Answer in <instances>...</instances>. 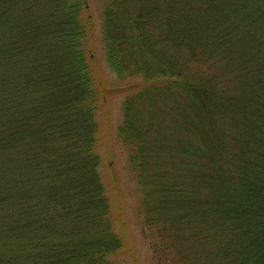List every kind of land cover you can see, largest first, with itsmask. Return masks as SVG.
Returning a JSON list of instances; mask_svg holds the SVG:
<instances>
[{
	"label": "trees",
	"instance_id": "trees-1",
	"mask_svg": "<svg viewBox=\"0 0 264 264\" xmlns=\"http://www.w3.org/2000/svg\"><path fill=\"white\" fill-rule=\"evenodd\" d=\"M100 29L154 264H264V0H101ZM93 42L88 0H0V264L130 257Z\"/></svg>",
	"mask_w": 264,
	"mask_h": 264
},
{
	"label": "rangeland",
	"instance_id": "rangeland-1",
	"mask_svg": "<svg viewBox=\"0 0 264 264\" xmlns=\"http://www.w3.org/2000/svg\"><path fill=\"white\" fill-rule=\"evenodd\" d=\"M88 2L93 16V65L98 72L97 77L101 86L105 89L106 102L100 103L97 115V154L102 162L99 171L102 180L107 185V195L112 202L111 213L115 231L123 236L130 253V257L125 253L118 255L114 259V264H154L148 245L141 234V223L135 214L138 187L128 170L127 149L116 135V129L121 122L123 99L116 92H110L112 88L119 85V82L105 63L100 29L101 0H88ZM112 171L116 173L114 180L111 178Z\"/></svg>",
	"mask_w": 264,
	"mask_h": 264
}]
</instances>
